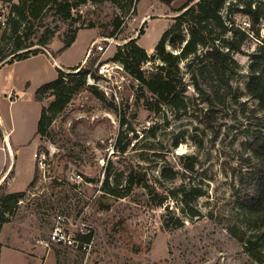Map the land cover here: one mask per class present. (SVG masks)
<instances>
[{"label": "rangeland", "instance_id": "rangeland-1", "mask_svg": "<svg viewBox=\"0 0 264 264\" xmlns=\"http://www.w3.org/2000/svg\"><path fill=\"white\" fill-rule=\"evenodd\" d=\"M187 1L167 4L164 0H138L130 4L129 0H121L120 6L111 1H90L76 6L74 23L60 19L48 5L37 17L29 18L30 38L23 46L32 45L31 49L40 48L41 52L0 64V87L13 85L17 93L24 92L20 97L0 93V112L7 129L13 126L11 138L15 150L10 149L11 144L3 137L6 128L0 122V180L10 171L0 187L12 193L24 191L16 205H8L10 221L0 237L4 244L2 264H264L256 261L244 242L231 232L240 223L236 193L246 156L243 143L255 129L251 123L258 108L257 100L249 98L245 87L252 53L264 45V18L260 38L251 31L248 36L238 37L242 40V51L234 55L239 73L233 85L241 96L239 103L228 98L221 106L218 113L221 133L214 140L211 130L200 122L198 109L207 104L200 103L199 93L193 87L191 97L195 101L190 100L186 112H177L167 105L153 112L143 100L137 103L139 82L124 70L121 62L113 61L119 45L136 37L150 55L155 54L156 45L176 22L183 12L177 11ZM252 1L264 5V0ZM16 3L23 7V0H0V13L8 20L17 18L12 10ZM243 3L226 2L221 13L229 25L243 29L247 17L241 11ZM118 19L121 25L111 35ZM70 29L78 31L76 39L60 52ZM141 29L144 34L138 38ZM48 30L54 31V35L45 49L37 43ZM183 31L188 35L187 24ZM226 36L234 37V33L228 32ZM105 38L112 39L106 43L107 51L93 52L83 64L98 68L101 77L88 78L96 92L94 88H86L76 93L68 108L54 117L49 133L43 137L36 135L43 105L54 98L48 92L40 101L36 91L56 79L61 69H66L65 75L77 73L79 69L68 68L83 61L94 40ZM14 39L11 32L0 27V55L14 48ZM158 63L160 59L149 62L145 68L153 71ZM99 94L105 95L106 102L98 98ZM121 119L127 122L123 124ZM152 132L156 135H151ZM178 139L180 143L175 147ZM18 144L20 151L16 152ZM51 146L55 152L46 168L40 169L34 153L48 147L52 151ZM181 154L199 159L196 165L199 173L193 179L202 187L203 195L193 202L201 216L190 218L183 214L178 199L168 202L170 210L174 207L172 213L165 206H153L141 187L124 198H117L102 187L109 172L111 184L117 181L124 184L126 175L135 168L145 171L149 183L157 185L160 191L172 188L184 180H162L163 185L159 184L161 169L166 165L182 169L178 158ZM54 178L69 180L76 188L55 187ZM32 181L34 185L30 186ZM173 213L185 220L184 228L166 226V221L172 223ZM59 214L70 219L73 234L80 228L75 220L87 224L88 231L93 233L89 251L53 243L44 248L38 244V239L48 237Z\"/></svg>", "mask_w": 264, "mask_h": 264}, {"label": "trees", "instance_id": "trees-1", "mask_svg": "<svg viewBox=\"0 0 264 264\" xmlns=\"http://www.w3.org/2000/svg\"><path fill=\"white\" fill-rule=\"evenodd\" d=\"M1 1L10 2V0ZM90 1H111L121 5V0H23V7H19L17 3L13 4L12 10L17 13V18L10 17L8 21L9 32L15 36L14 48L0 55V64L6 60L11 63L41 52L40 48L31 49L32 45L23 46L24 41L30 38L31 24L27 25L30 22L29 18L37 17L49 5L60 19L74 23L76 19L73 11L76 6ZM135 1L138 0H129V3H135ZM164 1L171 4L175 0ZM195 1L188 0L177 11L183 12L164 32L156 45L155 54L150 55L148 50L138 43L136 37L131 38L124 45H119L120 50L114 55L113 61L121 62L124 70L139 82L137 103L143 100L144 105L153 112L161 111L165 105L177 112H186L190 100L195 101V98L191 97L193 92L190 87H193L199 93L200 103L207 104L206 107L202 106L198 109L201 115L200 122L211 130L214 140L221 133L218 113L228 98L232 102L239 103L238 98L241 96L240 93L235 92L233 85V80L239 73V63L234 55L242 51V40L238 37L239 35L248 36L249 31L254 36L261 37L264 5L261 3L256 5L252 0H242L244 3L241 11L249 17L251 22L250 28L245 30L229 25L223 17L221 11L228 0ZM38 2L41 4L38 5ZM185 24L188 25V35L183 31ZM120 25L119 19L114 21V30L110 34H116ZM69 31L67 37L63 39L60 52L69 48L76 39L78 31L75 29ZM47 32L38 39L37 44L43 48L48 45L49 39L54 35V31ZM228 32L234 33V37L226 36ZM139 33L138 38L144 34L143 29ZM158 59L161 63H158L153 71L145 68L149 62H156ZM183 63L187 64L185 68ZM69 69L79 70L75 74L66 73L65 75L61 69L56 79L43 84L36 91V98L40 101L45 99L44 96L48 92L54 96L48 104L43 105L36 135L43 137L49 133L54 117L68 108L76 93L86 88H94L96 92L95 86L88 83V78L97 80L101 77L97 67L92 69L85 65H77ZM245 89L249 98L257 100L258 108L254 110L253 123H251L255 129L243 143L247 157L245 156V162L242 164L243 170L236 193L240 223L235 228H231V232L244 242L245 248L256 261L264 263V45L252 53ZM98 98L106 102L105 95L99 94ZM259 111L262 112L258 115ZM125 122H127L126 119H121V123ZM151 135L156 134L152 132ZM179 143L178 139L174 146L177 147ZM178 158L181 160L182 169L174 165H166L162 167L161 179L158 181L163 185V181L184 180L172 188L160 191L157 185L149 183L145 171H136L135 168H131L126 175L124 184L119 181L111 184L109 181L111 172H109L102 187L105 192L117 198L130 196L136 187H141L148 195V203L153 206H165L169 213H172L174 207L170 210L168 202L178 199L177 203L180 202L183 214L190 218L201 216L200 209L193 202L203 195L202 187L193 179L199 173L196 169L198 156L181 154ZM53 182L55 187L63 185H68L72 189L75 187L66 179L54 178ZM33 185L34 181L30 186ZM23 195L24 191L12 193L7 191L6 187H0V233L4 224L10 221L7 216L8 205H16ZM170 220L171 224L166 221V226L170 229L185 227V220L180 214L173 213ZM91 235L92 233L82 236V239L90 241ZM2 248L3 243L0 241V264Z\"/></svg>", "mask_w": 264, "mask_h": 264}, {"label": "built area", "instance_id": "built-area-1", "mask_svg": "<svg viewBox=\"0 0 264 264\" xmlns=\"http://www.w3.org/2000/svg\"><path fill=\"white\" fill-rule=\"evenodd\" d=\"M250 26H251V22H250L249 17L247 16L246 19L244 20L243 29H246V28L249 29ZM0 27L3 28L4 30H7L8 32L10 31L9 21L1 13H0ZM107 42L111 43L112 39L105 38L103 40H94L92 42V45L89 47L86 61L89 59L90 55L93 52L104 53L105 51H107L108 49V46L106 44ZM50 148L52 149V151L48 147V150L43 151L42 149H38L34 153V158L40 169L46 168L47 162L49 161L51 154L55 152L54 147L51 146ZM9 174H10V171H8L5 176H2L0 181L3 182L4 180H6V178L9 177ZM77 178L82 179V175L77 174ZM69 222H70V219H68L66 216L61 215V214L57 215V217H55L54 219V226L51 232L49 233L48 237L38 239V244L44 248H49L50 244L53 243L56 245H63V246L70 247L72 249H76V250L83 251V252L89 251L92 245V237H93L92 231H88L87 224L84 223L81 219H78V220H75V223L78 226L80 225V228L77 234H73V232L71 231V227H70V225L72 224H69ZM91 233L92 235H91L90 241H84L82 239V236H85ZM43 264H48V263H43Z\"/></svg>", "mask_w": 264, "mask_h": 264}, {"label": "crops", "instance_id": "crops-1", "mask_svg": "<svg viewBox=\"0 0 264 264\" xmlns=\"http://www.w3.org/2000/svg\"><path fill=\"white\" fill-rule=\"evenodd\" d=\"M175 1H176V0H175ZM173 2H174V1H173ZM173 2H172L171 4H173ZM73 43H74V42H73ZM88 50H89V48H88ZM88 50H87V53H88ZM87 53H86V56L84 57L83 61L79 62L78 64L71 65V66L74 67V66H77V65H83V64L86 62V59H87ZM33 55H34V54H33ZM33 55H31V56H33ZM31 56H29V57H31ZM69 68H71V67H69ZM69 68H68V69H69ZM63 70H66V69H63ZM0 93H1V94H4V95H7V96L12 95V97H20L22 94H24V92L17 93L13 85H11L9 88H5V87L1 88V87H0ZM8 94H10V95H8ZM22 96H23V95H22ZM1 121H2V124H4V126H5V128H6V131L3 132V137L5 138V140L8 139L7 141H9V143L11 144V145H10V149H12L13 151H15V150H14V145H13V140H12V138H11V132H12V130H13V126H12L10 129H7L6 124H5V121H4V118H3V115H2V113L0 112V122H1ZM18 146H19V147H18V149L16 150V152L20 151V146H21V145L18 144ZM10 182L12 183V179H11ZM5 225H6V223L4 224V226H5ZM4 226H3V228H4ZM3 228H2V231H3ZM2 231H1V233H0V237H1ZM1 242H2V241H1ZM2 243H3V242H2ZM3 248H4V244H3ZM3 248H2V250H3ZM1 260H2V253H1ZM1 264H2V261H1Z\"/></svg>", "mask_w": 264, "mask_h": 264}, {"label": "bare ground", "instance_id": "bare-ground-1", "mask_svg": "<svg viewBox=\"0 0 264 264\" xmlns=\"http://www.w3.org/2000/svg\"><path fill=\"white\" fill-rule=\"evenodd\" d=\"M2 122V121H1ZM7 143H9V141H7ZM1 182V181H0Z\"/></svg>", "mask_w": 264, "mask_h": 264}]
</instances>
